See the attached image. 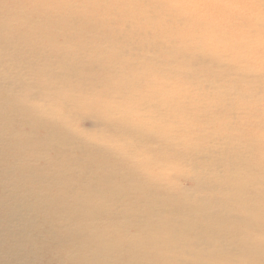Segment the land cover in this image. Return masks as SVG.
<instances>
[{"label":"bare ground","instance_id":"bare-ground-1","mask_svg":"<svg viewBox=\"0 0 264 264\" xmlns=\"http://www.w3.org/2000/svg\"><path fill=\"white\" fill-rule=\"evenodd\" d=\"M0 264H264V0H0Z\"/></svg>","mask_w":264,"mask_h":264},{"label":"rangeland","instance_id":"rangeland-1","mask_svg":"<svg viewBox=\"0 0 264 264\" xmlns=\"http://www.w3.org/2000/svg\"><path fill=\"white\" fill-rule=\"evenodd\" d=\"M83 125H85L86 128L87 127H90L91 126V122L89 120H86V121L83 122ZM184 186L187 187L188 184L187 183H184Z\"/></svg>","mask_w":264,"mask_h":264}]
</instances>
